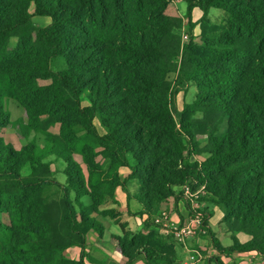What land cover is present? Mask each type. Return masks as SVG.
<instances>
[{"label":"trees","instance_id":"trees-1","mask_svg":"<svg viewBox=\"0 0 264 264\" xmlns=\"http://www.w3.org/2000/svg\"><path fill=\"white\" fill-rule=\"evenodd\" d=\"M172 1L0 0V264H88L87 235L104 231L98 217L118 225L110 242L125 264H177L169 238L151 227L170 199L202 215L218 253L255 252L264 263V0H182L189 30L195 9L201 22L211 9L227 16L226 27L203 25L185 45L182 20L166 13ZM186 84L195 99L178 111ZM5 100L22 109L17 135L39 133L43 148L4 142L1 131L13 127ZM48 156L64 163L65 184ZM186 185L204 190L194 203L222 211L231 246L209 229L207 208H191ZM118 188L147 217L136 234L116 208L100 210L117 203Z\"/></svg>","mask_w":264,"mask_h":264},{"label":"rangeland","instance_id":"rangeland-1","mask_svg":"<svg viewBox=\"0 0 264 264\" xmlns=\"http://www.w3.org/2000/svg\"><path fill=\"white\" fill-rule=\"evenodd\" d=\"M32 10H33V7L31 8V12H32ZM185 10H186V4L184 2H182V0H173L169 4L167 11H166V13L168 15L177 17V18L182 20L181 29H179L177 32L179 37H180L182 45H185V44L189 43L191 40L200 36L201 35V26H203V25L206 27V29H212V28L213 29H220V28L226 27L225 21H226L227 16L222 11L211 9L208 13L207 21L201 22L200 18H201L202 14L198 10H195L192 17H191V19H192L191 21H192V23H195V25L191 30H189L188 21L185 18ZM32 21L34 22V24L36 26H45V25L49 24L50 19L45 18V17H33ZM184 35L187 36V39H185V40L183 39ZM15 43H16V40L11 39L10 44L12 47L15 46ZM175 78H176V72H171L168 75V79L171 82H174ZM39 84H45V82L39 81ZM195 94H196L195 86L193 84H186L184 86L183 90L179 91L176 95V98H175L176 109L178 111H181L184 104H189L195 99ZM5 109L7 110V112L10 115V121L13 123V127L11 126V128L4 129L1 131V136H2L5 143L13 145L18 150L21 149L23 146L28 145L29 143H34L38 148H43L45 146V138L43 135H41L39 133L31 132L30 134H28L29 136H27V138H25V139H21L17 135L16 128L18 129V131L23 133V129H24L25 124L22 121V109L20 108V106L15 101L5 100ZM198 116H200V115H198ZM176 117H177V115H176ZM196 117H197V114H196ZM95 123L98 125L97 122H95ZM98 127H99V125H98ZM219 129H220L219 133L226 130V124L224 123L222 126H220ZM50 132L52 134H58V126L50 129ZM205 143H206V140H200L199 141L200 147H204ZM74 159L84 169L81 157L79 155H74ZM194 159H196V157L193 158L192 160L194 161ZM198 159L201 160V159H203V157H200ZM98 160L101 161L100 158H98ZM43 162L48 163L51 166V169L53 171V177L58 182H60L62 184L66 183V176L64 174V163L62 162V160H59V159L55 158L54 156H48L43 160ZM24 170H25V172H27L28 168H25ZM133 191H134V189H133ZM177 191H180V189L178 188ZM180 198L183 199L182 197H180ZM118 199L119 200L116 204L109 203V204H107V206L101 207L100 210L105 209V208H117L119 211L121 210L122 213H126L129 216V218L126 217L127 221L123 220V222L126 224L125 230L130 231L133 234L140 232L143 228L144 222H143V220H140V218H138V216H137L138 212H131L129 209L126 208V206H125L126 198H125L124 193L118 192ZM84 202L88 203V201H86V200ZM173 203H174L173 199L168 200V204L164 208V210H171V212H175L177 209L173 208L174 207ZM210 206H214V205H210ZM130 208H131V206H130ZM134 210H135V208L132 207V211H134ZM98 218H99L100 222L104 225V231H103V235H102L104 241L102 239L101 242L96 243V241L93 242L90 237L88 238L89 242L86 245L85 252L89 256L90 259L86 258L85 261L88 264H114V263H120V261H125V259L120 257L119 253L110 244V237L111 236H120V230L118 228V225L112 219H109V218L103 219L102 217H98ZM222 218H223L222 211L217 209L216 214H214L212 219H211V228L214 232H216L218 230V223H219V220H222ZM3 220H4V222L7 223V219L5 218V216H3ZM151 225H152L151 226L152 229L154 228L156 230V226L154 225L153 222ZM218 232H219V230H218ZM219 234H220V232H219ZM94 237H96V236L94 235ZM209 241H211V240L209 239ZM228 242H230L229 244H232V241H221L222 245H224V246L227 245ZM204 249H205L204 253L201 252V256H203V260L201 259L198 264H201L203 262H204V264H208V263L210 264L211 262H213L211 264H216L215 260H217L216 257H218L219 253L213 249L212 243L209 242V244L207 246H204ZM211 250H213L214 252L212 253ZM79 254H80V250L77 248H72L68 251V255L71 258H77ZM91 259H92V261H91ZM119 259H120V261H119ZM141 261H142V257H137L136 260L132 264H142ZM246 261H248V262L249 261L250 262L255 261L256 264H259V260L257 258H250L249 257L246 259ZM123 263L125 264L126 261ZM143 264H144V262H143Z\"/></svg>","mask_w":264,"mask_h":264},{"label":"crops","instance_id":"crops-1","mask_svg":"<svg viewBox=\"0 0 264 264\" xmlns=\"http://www.w3.org/2000/svg\"><path fill=\"white\" fill-rule=\"evenodd\" d=\"M197 10V9H195ZM194 10V11H195ZM194 11L192 12V15L194 13ZM199 11V10H198ZM200 12V11H199ZM201 13V12H200ZM127 172V169H122L120 171L121 175H124L125 173ZM134 189V191H133ZM127 190H128V196L129 197H132L133 195H135L137 193V188H136V185L133 184V183H130L127 185ZM118 192H122L125 194V198H126V203H125V206L127 209H129L131 212H138L137 213V216L138 218H140V220H145L147 217L146 215H142L141 212L143 211V208L142 206L137 202L135 201L134 199L130 198V199H127V195L124 191H122L120 188H118L116 190V193H115V198H116V201L118 202ZM120 202V201H119ZM121 203V202H120ZM120 206V205H119ZM131 206V208H130ZM173 208H176L177 210L175 212H171V210H162V211H165L171 219L174 220V222H182L184 221L187 217H191L193 216L194 214H199V213H189L188 209L184 206V203L182 201H179L178 203H173ZM206 206V207H205ZM132 207L135 208L134 211H132ZM191 208L192 209H202V208H208V211L210 212V214L207 216V221H208V227L209 229L211 230V232L215 235V237L219 240V242L221 243V241H232L231 237H230V234H225L224 233V230H223V224H222V220H219V223H218V230L220 232H218V230L216 232H214L211 228V219L213 217L214 214H216L217 212V207L216 206H210L208 204H204V203H192L191 204ZM117 209V208H116ZM118 210V209H117ZM119 211V210H118ZM121 212V210L119 211ZM122 213V212H121ZM123 214V220L127 221V218H129V216L126 214V213H122ZM141 214V215H140ZM127 217V218H126ZM222 217V216H221ZM220 217V218H221ZM219 218V219H220ZM122 220V222H123ZM154 223V222H153ZM156 233L157 234H160V235H163V236H166L169 238V241L173 244L174 246V249L176 251V253L179 255V260L183 259L184 257H186V255L188 254L189 250H197L199 253H200V256H201V252L198 250V247L200 248H204V246H207L209 244V239L207 236H197L195 237L194 239H190L187 241L186 245H181L179 243H177L173 237V235L171 234V232L169 230H167L164 226H161V225H156ZM104 226V225H103ZM119 228V227H118ZM120 230V229H119ZM96 237H94V235ZM120 234H121V231H120ZM91 238V240L94 242L96 241V243L98 242H101L102 239H103V236L101 238H99L95 233H89L87 235V241H86V245L88 244L89 240L88 238ZM235 237L238 239V241L240 243H244L246 241L249 240V237L248 236H245V235H242V234H235ZM104 241V239H103ZM230 242H228L227 245H221L223 247H229L231 246L232 244H229ZM233 243V242H232ZM111 244V242H110ZM112 247H114L112 244H111ZM197 247V248H196ZM72 249V248H71ZM115 249V247H114ZM214 249V248H213ZM70 250V249H69ZM68 250V251H69ZM116 250V249H115ZM205 250V249H204ZM215 250V249H214ZM212 253L214 252L213 250H211ZM216 251V250H215ZM217 252V251H216ZM220 254V253H219ZM218 254V257H216L217 260H215L216 264H217V261H220L221 264H256L255 261H246L247 258H257L259 260V264H264L263 261H262V258L255 252H248V253H237V252H232V253H228V254ZM120 255V254H119ZM246 256V257H245ZM79 257V255H78ZM77 257V258H78ZM120 257H122L120 255ZM77 258H73V259H77ZM123 258V257H122ZM201 259L203 260V256H201ZM117 260V259H116ZM120 261V259H119ZM126 261V260H125ZM125 261H120L119 264H124L123 262ZM177 261V262H178ZM141 263L143 264V258H142V261ZM213 263V262H211ZM210 263V264H211ZM201 264H204L201 263ZM209 264V263H208Z\"/></svg>","mask_w":264,"mask_h":264},{"label":"built area","instance_id":"built-area-1","mask_svg":"<svg viewBox=\"0 0 264 264\" xmlns=\"http://www.w3.org/2000/svg\"><path fill=\"white\" fill-rule=\"evenodd\" d=\"M183 39H187L184 35ZM183 195L186 200H190L192 203L199 197L200 194H204L203 188L196 191H192L191 188L186 185L182 187ZM154 224L164 226L171 232L175 241L181 245H186L187 241L194 239L197 236H205L207 234L206 227L203 226V218L201 214H194L187 217L182 222H174L173 219L165 212L161 211L153 219ZM201 260L200 253L197 250H189L186 257L181 259L177 264H198Z\"/></svg>","mask_w":264,"mask_h":264}]
</instances>
